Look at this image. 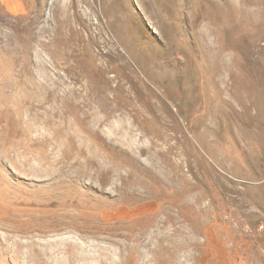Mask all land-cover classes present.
Returning <instances> with one entry per match:
<instances>
[{
	"label": "rangeland",
	"instance_id": "1",
	"mask_svg": "<svg viewBox=\"0 0 264 264\" xmlns=\"http://www.w3.org/2000/svg\"><path fill=\"white\" fill-rule=\"evenodd\" d=\"M0 264H264V0H0Z\"/></svg>",
	"mask_w": 264,
	"mask_h": 264
}]
</instances>
